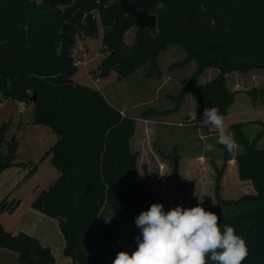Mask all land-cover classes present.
<instances>
[{"label":"trees","instance_id":"obj_1","mask_svg":"<svg viewBox=\"0 0 264 264\" xmlns=\"http://www.w3.org/2000/svg\"><path fill=\"white\" fill-rule=\"evenodd\" d=\"M129 1L138 10L155 15L156 27L137 26L120 0H0V101L13 99L32 107L34 122L50 126L58 136L52 151L60 177L33 206L59 221L71 264H105L104 249L115 245L116 255L119 251L131 254L137 248L135 237L140 235L135 219L154 203L149 177L146 172L139 174L138 155L131 151L137 119L123 115L98 89L73 79L78 73L72 55L76 44L71 36L73 26L80 25L82 37L83 33L98 37L102 26L103 47L109 54L98 67L101 76L113 70L120 80L127 79L147 63L150 75L161 76L159 56L172 45L185 51L184 59L170 66L172 70L197 63L180 94L171 96L176 101L174 110L150 106L142 113L143 119L178 110L193 83L211 68L218 75L197 89L196 119L204 122L205 107H218L225 117L235 95L225 86V76L235 71H264V0ZM65 24L70 28L62 32ZM133 28V41L128 42L126 37ZM91 73L98 75L94 70ZM245 91L255 99L264 93V87ZM35 93L38 99L32 103ZM246 124L229 127L238 151L228 153L220 145L221 153L211 157L217 204L206 210L249 206L220 222L233 226L245 239L249 254L243 264H264V147L258 146L264 131L251 139ZM9 125L6 122L0 127V175L15 165L19 144L15 138L7 140ZM4 143L11 151L7 155L2 152ZM161 153L174 161L178 174L180 154ZM232 161L239 179L254 190L237 200H227L221 192ZM179 180L187 203L196 206L189 191L193 181L181 176ZM15 206L16 202L2 199L0 215ZM109 218L110 223H105ZM0 247L17 253L21 264H58L51 249L38 238L25 232L10 233L1 222Z\"/></svg>","mask_w":264,"mask_h":264},{"label":"rangeland","instance_id":"obj_2","mask_svg":"<svg viewBox=\"0 0 264 264\" xmlns=\"http://www.w3.org/2000/svg\"><path fill=\"white\" fill-rule=\"evenodd\" d=\"M99 28L98 37H88L84 33L82 37L80 25L73 26L71 36L73 34L76 43L72 48L73 57L78 52L77 44L80 42L84 43L87 48V63L86 65L78 64V73L74 76V81L99 89L117 106L127 107V113L138 117L141 121L138 127L136 125L137 130L133 141L135 148L139 149V152L136 153L138 155L136 163L140 171L139 174L143 175L146 172L149 177L148 183L152 187L154 203H162L165 211L178 205L190 208L179 180L181 176L185 181L193 180L189 191L197 204L200 203L205 209L213 207L217 204L216 171L213 168L211 157H216L221 153V148L220 144L216 143L217 130L196 119V93L202 84L215 80L218 71L211 68L198 78L178 110L164 116H148L152 117L153 121L143 123L148 119L147 117L141 118L142 113L150 106L160 110H174L176 101L171 96L180 94L182 87L196 71L197 63L191 62L185 67L172 70L170 66L181 62L185 57V51L181 46L172 45L159 56L161 76L150 75L148 63L127 79L120 80L117 72L113 70L108 75L101 76L98 73V67L109 51L103 47V28L101 25ZM135 32L136 28H133L131 35L126 37L128 42L133 41ZM93 70L98 74L99 82L97 84L92 82L94 75L91 71ZM225 79V86L229 90L235 91L233 102L224 117L228 131L232 124L247 123L246 135L252 139L261 130L264 131V93H258L254 99L245 90L263 88L264 71L259 69L248 72L235 71L227 74ZM222 84L223 82H220V86ZM6 105L4 108L0 103V127L6 122H10L7 140L15 138L19 144L14 153L15 165L5 169L0 175V202L6 198L9 202H16V206L12 211L3 212L0 215V222L6 231L15 234L22 229V226H19L21 228L17 230L20 223L23 225L26 221L31 220L30 209L36 212L33 203L60 177L53 161L52 151L58 141V136L50 126L34 122L32 108L24 109L23 104L18 102L6 103ZM165 122L168 125L164 126ZM205 144L214 145V150L205 152L203 150ZM130 146H132L131 142ZM258 146L264 147V137L259 140ZM150 148L159 153L163 151L169 154L176 153L178 155L180 153L183 155L179 161L178 174L174 172V161L163 156L162 153L161 157L169 158L167 162L161 165H146L144 169L141 164L143 161L139 156L144 152V149L149 150ZM238 150L239 146L237 145L236 151ZM2 152L5 155L11 152L7 143L3 144ZM221 164L222 162L219 161L218 165L221 166ZM238 175L234 165L230 162L224 174L226 181H222L223 190L221 191L227 200H237L242 195L241 191L245 187L238 186L236 183ZM246 209H249V206L222 207L215 213L223 218L228 214L240 213ZM37 232L38 230L35 229V233ZM130 249L131 247H128L127 250ZM51 250L58 263L71 264L70 257L64 249L55 246ZM117 250V245L104 249L105 264H112Z\"/></svg>","mask_w":264,"mask_h":264},{"label":"clouds","instance_id":"obj_3","mask_svg":"<svg viewBox=\"0 0 264 264\" xmlns=\"http://www.w3.org/2000/svg\"><path fill=\"white\" fill-rule=\"evenodd\" d=\"M203 118L217 130L216 143L234 153V133L228 131L219 108L205 107ZM203 150L211 152L214 145L205 144ZM135 224L140 229L136 250L131 254L119 251L112 264H243L249 254L245 239L235 228L221 225L220 217L200 203L168 211L162 203H153L136 217Z\"/></svg>","mask_w":264,"mask_h":264},{"label":"crops","instance_id":"obj_4","mask_svg":"<svg viewBox=\"0 0 264 264\" xmlns=\"http://www.w3.org/2000/svg\"><path fill=\"white\" fill-rule=\"evenodd\" d=\"M106 91H108V90H106ZM103 94L105 95L104 92H103ZM107 99L114 106H116L122 112L123 115H126V114L129 115L127 113V111H128L127 107H125V106L124 107L117 106L108 97H107ZM12 102H18V101H14L12 99H9V100L7 99L6 100L4 98L0 101V103L2 104V106L4 108L7 106L6 103H12ZM18 103H20V102H18ZM31 108L32 107H27V109H31ZM135 118L137 119V124L136 125L138 127V125L140 124L141 121H139L138 117H135ZM147 119L148 120H144L143 123H150V122L153 121V120H151L152 117H147ZM155 123H159V122H155ZM163 125L165 126V125H168V124L165 122ZM137 127H136V130H137ZM135 134H136V131H135ZM135 134H134V136L131 139V145H132L131 146V151L134 154L139 152V149L135 148V145L133 143ZM174 149H176V148H174ZM167 154H169V153H167ZM140 155L141 156H139V158H140L141 161H143L141 163L143 168H144V166L146 167V165L150 166V165H156V164H160V165L164 164L169 159V158L167 159V158L161 157V153H159L155 149H151V148L149 150L148 149H144V152L140 153ZM182 158H183V155H181V159ZM148 161H149L150 164L148 163ZM232 164L235 167L236 174H238L236 163L234 161H232ZM191 168L193 169L194 165L191 166ZM237 179H238V182H236V183L238 184V186L245 187V188L242 189L243 191H241L242 195L247 194V193H251L252 191H254L252 186H251V184H249L248 182L241 181L239 179V177ZM224 181H226V178L223 179V182ZM35 211L36 212H34L33 210L30 209L29 214H31L30 216H32L31 220L30 221L29 220L26 221V223H24L23 225H21V223H20V225H18V227H17V230H19V228H21L19 226H22L23 230L21 229V231H17V232L18 233L19 232H25V233H28V234H30L32 236L35 235L34 237L38 238L43 246L49 247L50 249L54 248L55 246H57L59 248L64 249V251H65L66 241H65V236L62 233L63 231H61V229H60L59 221L56 218L51 217L50 215L44 214V213H42L40 211H37L36 209H35ZM35 229L38 230L37 233H35ZM17 232H15V234H17ZM55 259H56V257H55ZM70 260L72 262L71 257H70ZM0 264H21V263L19 262L17 253H15V252H13V251H11L9 249H5V248H1L0 247ZM58 264H60V263H58Z\"/></svg>","mask_w":264,"mask_h":264},{"label":"water","instance_id":"obj_5","mask_svg":"<svg viewBox=\"0 0 264 264\" xmlns=\"http://www.w3.org/2000/svg\"><path fill=\"white\" fill-rule=\"evenodd\" d=\"M120 1H121V5L123 9L127 13H130L133 17H135L137 26L141 28H155L156 27L157 17L155 15H150L145 10H138V8L134 4H132L129 0H120ZM82 15H83V12L81 11L77 13L78 17H81ZM69 28H70L69 25L65 24L64 28H62V32H66ZM37 99H38V96L35 93L31 97L30 100L32 103H35Z\"/></svg>","mask_w":264,"mask_h":264},{"label":"built area","instance_id":"obj_6","mask_svg":"<svg viewBox=\"0 0 264 264\" xmlns=\"http://www.w3.org/2000/svg\"><path fill=\"white\" fill-rule=\"evenodd\" d=\"M77 54L74 55V61L76 62V64H85L86 65V53H87V48L84 45V43H79L77 44ZM94 76H92V82L93 84H97L99 82V79L97 78V75L93 74ZM23 108L26 109V106L23 105Z\"/></svg>","mask_w":264,"mask_h":264}]
</instances>
